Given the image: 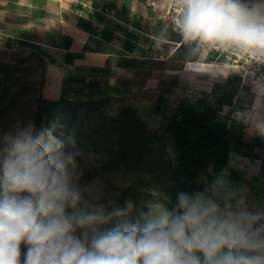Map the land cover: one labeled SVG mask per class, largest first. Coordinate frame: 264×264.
Segmentation results:
<instances>
[{
    "label": "clouds",
    "instance_id": "obj_1",
    "mask_svg": "<svg viewBox=\"0 0 264 264\" xmlns=\"http://www.w3.org/2000/svg\"><path fill=\"white\" fill-rule=\"evenodd\" d=\"M178 6L172 23L193 54L206 47L264 63V0ZM254 130L264 135V122ZM55 133L31 120L0 133V264H21L22 244L23 264H264V210L250 211L244 196L181 191L172 210L149 203L131 221L132 201L118 207L96 183L81 186L79 153Z\"/></svg>",
    "mask_w": 264,
    "mask_h": 264
},
{
    "label": "trees",
    "instance_id": "obj_2",
    "mask_svg": "<svg viewBox=\"0 0 264 264\" xmlns=\"http://www.w3.org/2000/svg\"><path fill=\"white\" fill-rule=\"evenodd\" d=\"M180 40L177 35V42ZM191 48V45L183 43L178 51L184 53V59L197 60L198 53L193 54ZM214 54L216 62L226 63L223 55ZM35 68L41 70L42 83L29 120L35 123L37 130L55 124V134L66 140L65 151L79 153L77 163L81 186L100 172L110 176L112 192L103 196L102 202L113 201L115 206L124 207L126 201H132L134 208L128 217L131 221L139 218L141 212L148 211V206L136 204L142 182L158 183L163 179L164 186L162 192L156 195V203L172 210L177 193L181 191L212 195L215 186L221 197L226 193H240L247 174L245 167L237 161L239 158L261 161L259 171L264 178V156L259 152L264 150V138L247 137L235 129L238 122L232 116L236 110L233 99L243 91L238 76L229 78L236 89L219 99L218 109L198 111L186 107L181 94L172 95L170 100L165 94L157 97L152 116L164 115L165 103H170V112L164 118L167 121L166 131L177 151V163L155 173L156 169L150 168V158L158 135L149 129L137 110L125 104L127 97L115 93L78 98L46 97V60L41 52H31L17 63L0 60V120L17 115L24 102L20 92L29 86L26 72ZM112 104L116 106L111 108ZM225 106L231 109L230 114L224 121L212 124L210 120L215 119ZM69 140L71 142H67ZM89 160H93L95 167L87 169ZM220 180L223 183L217 184ZM219 202L223 207L222 198ZM232 203L235 204V201ZM26 250L27 246L22 244L21 264Z\"/></svg>",
    "mask_w": 264,
    "mask_h": 264
},
{
    "label": "crops",
    "instance_id": "obj_3",
    "mask_svg": "<svg viewBox=\"0 0 264 264\" xmlns=\"http://www.w3.org/2000/svg\"><path fill=\"white\" fill-rule=\"evenodd\" d=\"M169 4V0H0V60L17 63L31 52L43 53L48 98L110 93L158 97L159 86H150L153 77L171 72L175 63H185L168 24ZM223 67L230 72L228 65ZM175 69L181 76L186 73ZM171 80L177 83L176 78Z\"/></svg>",
    "mask_w": 264,
    "mask_h": 264
},
{
    "label": "rangeland",
    "instance_id": "obj_4",
    "mask_svg": "<svg viewBox=\"0 0 264 264\" xmlns=\"http://www.w3.org/2000/svg\"><path fill=\"white\" fill-rule=\"evenodd\" d=\"M180 53L184 55L183 52ZM214 56V53L201 49L198 52L197 60L185 59V63H175L177 65L172 66L171 70H173L171 72L161 73L153 77L150 86H159V94L167 95L169 100L173 96L181 94L182 103L186 107L198 111L207 108L218 109L219 99L225 94H231L236 89V86L229 81V78L235 75L233 70L230 68V72L223 71L225 69L223 66L226 63L216 62ZM175 68L185 71V76L184 74L181 76L180 74L182 73L178 74V69ZM41 75V70L36 68L26 72L29 86L24 87L20 92V98L24 101L22 107L17 115L0 120V133L8 131L17 121H29V117L31 116L30 111L36 106V98L41 91ZM162 75L166 77H161ZM173 77L177 79V83L175 84L171 80ZM172 86L173 88H171ZM156 101L157 95L133 96L127 97L125 104L137 110L138 115L146 121L149 129L158 135L159 139L153 146V154L150 158L152 161L150 168L156 169L155 173H159L162 169L169 168L170 165L177 163V151L170 134L166 131L167 121L164 118L170 112V103H165L164 115L152 116ZM233 102L235 103L236 110L232 113V116L238 122L235 125V129L241 131L247 137L264 138V135L258 134L254 130L256 123L264 122V90H256L248 86L234 97ZM113 106L116 105L112 104L111 108H114ZM230 112L231 109L225 106L218 112L217 117L210 120V122L212 124L220 123L225 120ZM259 152L264 156V150H259ZM232 161L234 162L233 158ZM237 161H240L245 167L247 174L242 191L238 194L244 196L246 205L250 211L264 210V178L260 176L259 171L261 161L243 158H239ZM93 167H95V163L93 160H89L87 162V169ZM109 177L106 173L100 172L95 177L86 180L83 185L96 183L101 187L102 195L106 196L112 192ZM158 181V183L155 181L149 184L141 183L142 189L140 188L141 191L136 195L137 206H148L149 203L157 202L156 195L162 192L164 186L163 179Z\"/></svg>",
    "mask_w": 264,
    "mask_h": 264
},
{
    "label": "built area",
    "instance_id": "obj_5",
    "mask_svg": "<svg viewBox=\"0 0 264 264\" xmlns=\"http://www.w3.org/2000/svg\"><path fill=\"white\" fill-rule=\"evenodd\" d=\"M178 5L179 0H170L169 9L167 12L169 26L175 34H178V32L175 30L172 21L180 12ZM183 43L184 42L181 38L180 42H178V45ZM202 49L223 55L226 59V65H228L233 70L235 75L241 78L242 89L250 86L256 90H264V63H257L251 58L240 54H230L206 47Z\"/></svg>",
    "mask_w": 264,
    "mask_h": 264
}]
</instances>
